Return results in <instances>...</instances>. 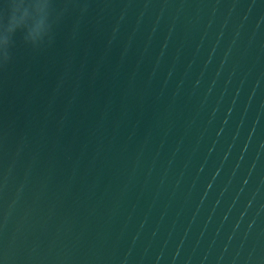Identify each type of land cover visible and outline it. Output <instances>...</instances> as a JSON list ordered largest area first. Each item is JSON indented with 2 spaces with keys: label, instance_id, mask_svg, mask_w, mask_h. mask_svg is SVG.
I'll return each instance as SVG.
<instances>
[{
  "label": "water",
  "instance_id": "1",
  "mask_svg": "<svg viewBox=\"0 0 264 264\" xmlns=\"http://www.w3.org/2000/svg\"><path fill=\"white\" fill-rule=\"evenodd\" d=\"M0 264H264V0H0Z\"/></svg>",
  "mask_w": 264,
  "mask_h": 264
}]
</instances>
